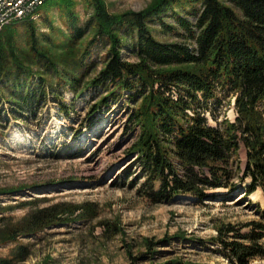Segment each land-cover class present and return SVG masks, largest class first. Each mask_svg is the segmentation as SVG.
<instances>
[{
	"label": "trees",
	"instance_id": "trees-1",
	"mask_svg": "<svg viewBox=\"0 0 264 264\" xmlns=\"http://www.w3.org/2000/svg\"><path fill=\"white\" fill-rule=\"evenodd\" d=\"M84 3L88 16L81 22L74 0H45L37 11L49 34L38 36L30 18L0 30V102L24 115L42 107L50 94L60 98L59 88L78 98L93 87L106 92L96 112L125 95L130 122L140 129L131 150L149 179L152 200L180 194L201 199L207 189L231 192L238 184L246 195L258 188L264 193V0H155L144 10L122 14L107 12L101 0ZM53 8L66 29L60 43L51 36ZM20 25L26 50L17 45ZM156 29L179 40H159ZM98 45L104 49L103 66L84 81ZM232 99L235 120H218ZM71 208L59 203L36 209L18 224L1 226L0 238L34 234L72 216ZM244 226L248 232L235 230L232 240L219 230L224 255L237 264L264 256V211ZM27 255V246L20 245L0 264Z\"/></svg>",
	"mask_w": 264,
	"mask_h": 264
},
{
	"label": "rangeland",
	"instance_id": "rangeland-1",
	"mask_svg": "<svg viewBox=\"0 0 264 264\" xmlns=\"http://www.w3.org/2000/svg\"><path fill=\"white\" fill-rule=\"evenodd\" d=\"M74 1L84 22V0ZM101 1L107 12L122 14L144 10L155 0ZM50 16L51 36L60 43L64 22L55 8ZM33 20L38 36L49 34L39 12ZM158 30L154 34L159 40H179ZM16 35L18 47L26 50L24 26ZM123 56L134 61L127 51ZM104 59V49L96 46L90 59L94 66L84 81L100 70ZM59 92L60 98L50 94L42 107L24 115L0 102V227L59 203L73 207V214L34 234L1 237L0 258H9L25 245L27 257L11 264H237L224 255L219 230L226 233L225 240H232L235 230L248 232L244 225L259 220L264 211V203L251 197L260 188L246 195L238 184L231 192L207 189L201 199L180 194L154 201L148 195L149 179L131 150L140 129L130 122L125 95L93 112L106 94L102 89L87 88L78 98L67 87ZM62 106L69 109L62 111ZM224 116L235 120L234 99L222 108L218 120ZM208 121L215 123L209 115ZM239 160L244 167V146ZM158 187L155 182L153 189ZM231 227L234 230L227 233ZM247 264H264V256Z\"/></svg>",
	"mask_w": 264,
	"mask_h": 264
},
{
	"label": "built area",
	"instance_id": "built-area-1",
	"mask_svg": "<svg viewBox=\"0 0 264 264\" xmlns=\"http://www.w3.org/2000/svg\"><path fill=\"white\" fill-rule=\"evenodd\" d=\"M40 0H0V30L9 24V19L20 13H28V7Z\"/></svg>",
	"mask_w": 264,
	"mask_h": 264
},
{
	"label": "bare ground",
	"instance_id": "bare-ground-1",
	"mask_svg": "<svg viewBox=\"0 0 264 264\" xmlns=\"http://www.w3.org/2000/svg\"><path fill=\"white\" fill-rule=\"evenodd\" d=\"M44 2L45 0H40L36 2L35 5H31L30 7H28V13H20L10 18L9 24L13 21H21V20H25L28 18L35 19L38 14L37 10L39 9L40 6L43 5ZM251 197L253 200H260L262 203H264V193H262L260 189L257 192L253 193Z\"/></svg>",
	"mask_w": 264,
	"mask_h": 264
}]
</instances>
